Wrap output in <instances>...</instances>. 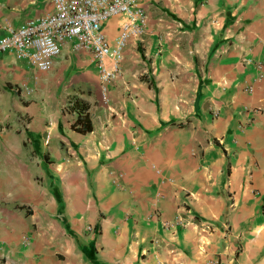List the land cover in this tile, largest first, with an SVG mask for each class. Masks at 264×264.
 Listing matches in <instances>:
<instances>
[{
    "label": "crops",
    "instance_id": "crops-1",
    "mask_svg": "<svg viewBox=\"0 0 264 264\" xmlns=\"http://www.w3.org/2000/svg\"><path fill=\"white\" fill-rule=\"evenodd\" d=\"M49 7L0 0V19ZM145 7L108 104L88 52L65 46L28 96L0 54V264H264V0ZM123 21L103 22L111 43ZM178 212L191 222L165 227Z\"/></svg>",
    "mask_w": 264,
    "mask_h": 264
},
{
    "label": "built area",
    "instance_id": "built-area-1",
    "mask_svg": "<svg viewBox=\"0 0 264 264\" xmlns=\"http://www.w3.org/2000/svg\"><path fill=\"white\" fill-rule=\"evenodd\" d=\"M147 0H50L41 14L18 24L0 19V54L12 52L25 64L26 74L14 86L23 96L32 95L40 84L42 72L50 71L55 60L68 45L72 52H88L97 72V93L103 104L110 101L109 89L122 74L121 61L127 44L140 39L146 29ZM124 16L111 43L102 24L111 17ZM257 78L264 77V61L255 62ZM244 90L250 91L251 86ZM152 215H158L156 208ZM179 212L164 223L169 228L187 225ZM157 243V242H156ZM208 260L205 264H216Z\"/></svg>",
    "mask_w": 264,
    "mask_h": 264
},
{
    "label": "trees",
    "instance_id": "trees-1",
    "mask_svg": "<svg viewBox=\"0 0 264 264\" xmlns=\"http://www.w3.org/2000/svg\"><path fill=\"white\" fill-rule=\"evenodd\" d=\"M75 102H76V107L78 109V113L75 120L71 124V127L80 132L90 131L92 129V124L89 119L88 112L85 111L87 107L85 106L86 103L82 100L81 101L75 100Z\"/></svg>",
    "mask_w": 264,
    "mask_h": 264
},
{
    "label": "rangeland",
    "instance_id": "rangeland-1",
    "mask_svg": "<svg viewBox=\"0 0 264 264\" xmlns=\"http://www.w3.org/2000/svg\"><path fill=\"white\" fill-rule=\"evenodd\" d=\"M68 59H69V57H68V54H64L63 55V57H62V60L63 61H65V60H67L68 61ZM79 60H77L79 63H82L83 64V60L81 59V58H78ZM6 60L7 61H9L10 60V57H6ZM73 73H74V71L73 70H71L70 72H69V74L66 76V81H67V79H69L70 77H72L73 76ZM81 77L83 76V75H81V74H79ZM78 75V76H79ZM75 76L76 75H74L73 76V78H75ZM61 77H65V75L64 74H62L61 75ZM69 82V81H68ZM91 82H94V87H92V89L94 88V91H97V84H98V79H97V72H96V69H95V74L93 75V77H92V81ZM64 83V81L62 82V84ZM66 83V82H65ZM78 86V85H77ZM71 89H73V88H69L68 90L70 91ZM89 92V91H88ZM24 98H22V97H20V98H18V100L20 101V100H23ZM24 100H26V99H24Z\"/></svg>",
    "mask_w": 264,
    "mask_h": 264
}]
</instances>
